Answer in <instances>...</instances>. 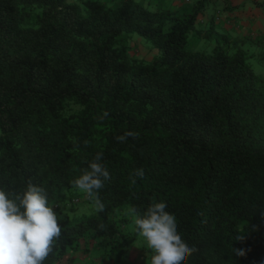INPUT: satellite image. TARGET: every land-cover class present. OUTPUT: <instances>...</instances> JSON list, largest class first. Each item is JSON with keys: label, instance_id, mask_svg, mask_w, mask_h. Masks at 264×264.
I'll list each match as a JSON object with an SVG mask.
<instances>
[{"label": "trees", "instance_id": "obj_1", "mask_svg": "<svg viewBox=\"0 0 264 264\" xmlns=\"http://www.w3.org/2000/svg\"><path fill=\"white\" fill-rule=\"evenodd\" d=\"M201 7L0 0V190L15 200L31 183L48 206L75 205L72 182L97 153L110 173L84 193L87 212L54 208L61 237L43 264H66L86 239H133L132 209L160 202L195 249L182 264H264V78L242 42L212 22L195 30ZM134 34L157 51L148 60L128 54Z\"/></svg>", "mask_w": 264, "mask_h": 264}, {"label": "clouds", "instance_id": "obj_2", "mask_svg": "<svg viewBox=\"0 0 264 264\" xmlns=\"http://www.w3.org/2000/svg\"><path fill=\"white\" fill-rule=\"evenodd\" d=\"M134 135L126 132L116 139L123 142ZM102 157L103 153H97L89 165L91 170L84 171L72 182L74 187L90 199L110 179L107 168L100 163ZM134 175L143 178L144 172L136 170ZM95 204L98 211H103L104 204L98 196ZM55 207L58 206H48L45 189L31 183L22 195H16L15 200L9 199L8 194L0 190V264H43L53 251V241L61 237V224L58 223ZM166 207L165 202L152 204L142 217L133 208L132 211L137 213L135 225L138 234L154 252L151 264H182L195 249L181 239L176 219L173 214L165 211ZM235 252L238 256L246 254L241 249Z\"/></svg>", "mask_w": 264, "mask_h": 264}, {"label": "rangeland", "instance_id": "obj_3", "mask_svg": "<svg viewBox=\"0 0 264 264\" xmlns=\"http://www.w3.org/2000/svg\"><path fill=\"white\" fill-rule=\"evenodd\" d=\"M164 2L169 8L176 9L180 5L189 6L192 0L190 2L188 0H164ZM197 22L194 24L195 30L200 28L202 32L203 29ZM133 36L129 44V55L148 60L154 54V51L157 52L156 50L146 48L141 39L136 37V34ZM214 41V38L211 39L210 44L206 43V46L213 44ZM201 42V39H198L192 47L197 49L201 48L203 44ZM259 53L260 50H257L247 56L246 63L249 64L254 74L264 78V52H262L263 57H259ZM79 192L82 194L72 197V200L76 203L75 205H71L69 201H66L64 204L58 206L61 212L70 214L88 211V204L84 200L85 194L81 191ZM72 206L74 210H72ZM133 225V221H128L121 229L123 232H127L133 228ZM117 241L119 243L116 245L113 243L109 244L105 239H86L80 242L76 250L70 251L63 256L62 262L66 264H148L149 248L145 239L138 232L133 239H125L123 242L118 238Z\"/></svg>", "mask_w": 264, "mask_h": 264}, {"label": "crops", "instance_id": "obj_4", "mask_svg": "<svg viewBox=\"0 0 264 264\" xmlns=\"http://www.w3.org/2000/svg\"><path fill=\"white\" fill-rule=\"evenodd\" d=\"M201 4L196 16L200 26L212 22L214 34L242 42L251 54L260 50L258 56L263 57L264 0H201Z\"/></svg>", "mask_w": 264, "mask_h": 264}]
</instances>
